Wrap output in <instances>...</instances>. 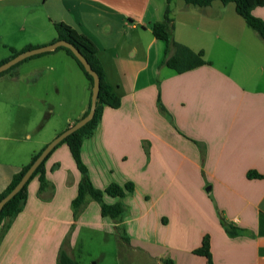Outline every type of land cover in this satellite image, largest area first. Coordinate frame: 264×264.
Segmentation results:
<instances>
[{
	"label": "crops",
	"instance_id": "1",
	"mask_svg": "<svg viewBox=\"0 0 264 264\" xmlns=\"http://www.w3.org/2000/svg\"><path fill=\"white\" fill-rule=\"evenodd\" d=\"M36 1L46 10L0 0V62L16 50L55 42V22L90 37L121 104L104 108L83 139L82 158L96 188H133L122 198L103 196L125 205L118 220L103 216L90 197L75 217L72 201L82 176L68 144L58 145L45 163L52 195L41 198L38 176L30 181L24 208L0 234V264H59L60 251L71 254L85 229L117 231L149 264H209L195 253L205 237L212 264H264V65L259 74H233L240 47L228 35L237 29L252 36L245 19L236 9L244 22L229 17L220 0L203 7L184 0ZM167 6L175 40L203 50L209 63L185 72L163 63L167 45L152 24L163 20ZM252 13L264 19V5ZM4 79L11 88L0 97L16 106L31 98L34 122L37 115L39 124L50 122L54 109L43 98L52 89L64 98L59 106L68 115L49 137L33 141L27 132L29 144L12 147L7 162L0 147V192L35 153L84 116L92 96L90 80L64 49L28 57ZM4 132L0 138L18 140ZM249 171L262 177H248Z\"/></svg>",
	"mask_w": 264,
	"mask_h": 264
},
{
	"label": "trees",
	"instance_id": "2",
	"mask_svg": "<svg viewBox=\"0 0 264 264\" xmlns=\"http://www.w3.org/2000/svg\"><path fill=\"white\" fill-rule=\"evenodd\" d=\"M171 0H168L170 2ZM188 4H193L197 6H207L211 4L214 0H184ZM224 4L233 2L235 4V9L239 15H241L249 27L254 29L258 35L264 39V19L255 16L252 11L257 6H263L264 0H220ZM170 8L167 6L165 11V16L163 20L156 21L152 24V31L154 35L163 41L166 42V50L165 56L163 59V63L178 72H185L190 69L196 68L203 64L209 63L204 59V51H194L191 48L187 47L184 44L177 42L174 38V21L169 15ZM55 29L57 31V40H67L72 43L81 54L87 59L91 67L94 71H96L99 75L100 85L99 92L97 96V104H96V112L94 117L88 121L84 126L77 129L76 131L69 134L65 137L60 143H58L55 148L62 144L67 143L71 154L75 160V163L81 173V181L79 183L78 194L72 201V206L74 210V216L76 217L83 206L86 204L87 198H92L100 203L101 213L103 216H110L111 218L118 220L121 218L122 214L125 211V205L121 201H117L113 204L106 203L103 200L104 194H109L114 197L122 198L125 196L127 191L132 190V183H127L124 186L118 183H111L105 190H101L96 188L89 176V171L87 165L84 163L82 158V143L83 139L90 135L97 123L99 122L103 110L105 107L117 108L121 104V98L114 91L113 87L107 82L104 68L97 57L98 47L95 42L88 37L87 35L79 32L76 28L65 22H55ZM32 48V46H27L25 49ZM57 49H64L69 55H71L79 65V67L83 70L87 78L90 80L91 88H93V77L89 74L84 68L81 61L75 56V54L67 47H59ZM14 51V55L23 51ZM45 53V52H44ZM43 54V53H41ZM40 55V54H37ZM11 57L2 60L0 62L3 63ZM20 63V62H19ZM18 64V63H17ZM17 64L13 65L9 69L0 72V76L10 69H13ZM91 108V101L88 107V110L85 112L84 116L89 112ZM54 148V149H55ZM53 149V150H54ZM53 150L48 154V156L40 163V165L36 168L30 179L24 184V186L18 191V193L13 196L10 200H8L3 206L0 212V234L4 235L8 229L10 228L13 220L18 215V213L24 208L27 197H28V185L30 181L38 176L40 187L39 194L43 199H49L50 195L53 192V185L48 181L46 175V167L45 163ZM42 150L35 153L32 156L31 161L22 167V169L14 174L11 182L8 187L0 192V200L5 197L20 181L23 174L29 168V166L33 163V161L39 156ZM248 177H262L261 174L256 171H249ZM50 191L49 195L45 194V191ZM231 234H235L233 230H231ZM195 253L202 254L207 257L209 264H212L209 239L205 237L202 243V246L195 249ZM59 264H80L76 259L72 258L65 250H61L59 254Z\"/></svg>",
	"mask_w": 264,
	"mask_h": 264
},
{
	"label": "rangeland",
	"instance_id": "3",
	"mask_svg": "<svg viewBox=\"0 0 264 264\" xmlns=\"http://www.w3.org/2000/svg\"><path fill=\"white\" fill-rule=\"evenodd\" d=\"M20 8H24L25 3H33L28 8H32L38 11H45V5L40 4L36 0H18ZM6 4V3H4ZM229 11V17L234 16L238 21L244 20L235 11V4L233 2L226 5ZM22 22V19H19ZM23 25V24H22ZM40 25V24H37ZM251 30L252 36L243 35L237 33L238 30L230 32L235 40H239V50L233 54L232 58H235L233 65V74L241 77L250 76L252 72L259 74L260 65H264V39H262L256 31ZM261 45L257 46V42ZM229 46L228 51H230ZM12 69L4 74H10ZM254 73V74H255ZM7 78V77H6ZM252 78V77H251ZM251 78H249L251 80ZM21 87L22 84H20ZM11 88L10 80L4 79L0 81V94ZM45 99L52 105L54 112H50L49 123L39 124V116L35 120V102L31 101V98L24 97L20 101V105L13 104L9 97H0V134L5 130L4 134H9L17 137V141H10L8 139L0 138V147H4L2 154L3 162H7L14 146H22L29 144V139L26 138V133L29 132L31 140H35L40 137H49L50 133H53V127L62 123L67 114L66 108L59 106L63 101L60 93L51 90L50 96H46ZM31 102H30V101ZM38 104V103H37ZM60 113V114H59ZM38 121V122H37ZM36 125H38L36 127ZM12 132H6L10 131ZM69 246V243H66ZM69 248V247H68ZM141 250L135 251L129 247L127 243H123L116 234H109L107 232L99 231L96 229H85L82 231L78 245L71 250V256L76 257L82 264H149L146 258L141 255Z\"/></svg>",
	"mask_w": 264,
	"mask_h": 264
},
{
	"label": "water",
	"instance_id": "4",
	"mask_svg": "<svg viewBox=\"0 0 264 264\" xmlns=\"http://www.w3.org/2000/svg\"><path fill=\"white\" fill-rule=\"evenodd\" d=\"M67 47L69 48L75 56L81 61L86 71L92 75L93 77V88H92V96H91V108L89 112L76 121L72 126L58 134L55 138H53L46 146L42 149L39 156L33 161V163L29 166L26 172L23 174L22 178L18 182V184L5 196L0 200V212L5 205V203L10 200L13 196H15L18 191L24 186V184L30 179L36 168L40 165V163L48 156V154L55 148V146L60 143L65 137H67L72 132L76 131L77 129L84 126L88 121H90L96 112V104H97V96L99 92V85L100 79L99 75L96 71L93 70L87 59L81 54V52L70 42L67 40H56L51 44H47L40 47L29 48L19 52L18 54L14 55L10 59L6 60L5 62L0 64V72H3L13 65L21 62L22 60L41 54L44 52L55 50L59 47Z\"/></svg>",
	"mask_w": 264,
	"mask_h": 264
}]
</instances>
